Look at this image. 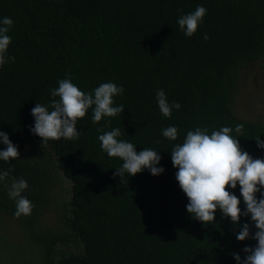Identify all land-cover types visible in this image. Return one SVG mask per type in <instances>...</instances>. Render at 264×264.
<instances>
[{
    "label": "trees",
    "instance_id": "trees-1",
    "mask_svg": "<svg viewBox=\"0 0 264 264\" xmlns=\"http://www.w3.org/2000/svg\"><path fill=\"white\" fill-rule=\"evenodd\" d=\"M197 6L207 12L187 37L177 20ZM5 17L14 21L5 58L15 61L0 66V131L19 158L0 160V172L12 169L0 181V224L14 225L21 241L0 236L3 264H237L232 253L243 260V248L257 243L236 239L244 223L255 233L250 215L238 225L219 209L214 222L194 219L170 153L189 130L230 127L244 151L264 158L255 141H264V95L250 85L264 68V0H0ZM69 76L85 93L104 82L122 86L113 106L124 112L94 123L90 108L77 139L43 142L30 131L31 109L49 106L51 90ZM158 89L181 105L170 118L158 108ZM169 126L176 140L162 135ZM113 128L137 153L158 151L164 172L114 178L123 162L102 150L97 131ZM12 178L28 183L29 215H14ZM228 190L245 211L239 185Z\"/></svg>",
    "mask_w": 264,
    "mask_h": 264
},
{
    "label": "clouds",
    "instance_id": "clouds-1",
    "mask_svg": "<svg viewBox=\"0 0 264 264\" xmlns=\"http://www.w3.org/2000/svg\"><path fill=\"white\" fill-rule=\"evenodd\" d=\"M207 9L203 6L178 18L177 23L187 37H191L198 29L199 23L205 16ZM14 21L5 17L0 21V66L8 61H15V57L5 58L11 37L8 32ZM204 40L209 37L204 35ZM124 89L113 82L99 84L91 92L85 93L80 90L71 80V77L58 81V87L51 90L53 98L49 106L36 103L31 109L34 117V126L30 131L48 140L77 139L81 133L77 132L78 119L84 118L87 111L92 109V121L100 122L103 117H114L124 112V106H113V97L122 95ZM58 98V99H57ZM156 102L161 114L170 118L172 110L180 109L179 102H168L163 89L156 92ZM51 109V110H50ZM98 136L100 146L109 157L122 160V165L116 168L115 176L122 178L123 183L127 177L135 176L144 169H148L153 176L164 172L163 167H157L162 157L158 151L143 148L137 153L136 145L119 140L121 131L113 128L103 131ZM243 125H236L235 132L242 134ZM232 128L222 127L208 134L207 128L197 127L189 130L184 141L176 144L170 155L173 166L177 169L175 179L180 189L186 195L188 204L187 212L203 224L215 221V213L220 210L222 217L230 218L234 225L240 223L241 216L251 217L255 226V233L251 234L249 223H244L240 228L236 239L245 241L253 239L255 246H245L244 259L238 253H232L237 264H264V158H253L244 151L239 140L233 138L230 133ZM162 135L170 140H176L178 129L169 126L162 130ZM259 149L264 150V141L255 139ZM0 143L6 148L0 150V160L9 162L10 158H19L18 147L12 143L7 133L0 131ZM12 169L0 172V181L10 176ZM128 183V180H127ZM239 185L240 195L246 205L242 212L240 199L228 188L236 189ZM28 188V183L23 178H12L8 195L16 205L15 217L31 214L34 207L31 201L23 195ZM257 193L260 197L257 198Z\"/></svg>",
    "mask_w": 264,
    "mask_h": 264
},
{
    "label": "rangeland",
    "instance_id": "rangeland-1",
    "mask_svg": "<svg viewBox=\"0 0 264 264\" xmlns=\"http://www.w3.org/2000/svg\"><path fill=\"white\" fill-rule=\"evenodd\" d=\"M255 75L257 77L256 83H251L250 85L256 92L260 93V95H264V68L257 67L255 70ZM245 96H246L245 94H243L241 96L242 101L240 103L241 104L240 109L247 111V109L249 110V108L247 107L246 100L243 99V98H245ZM14 230H15L14 225L8 226L6 223L0 224V236L4 237L6 239V242L14 241V238L17 237V233ZM16 239L21 241L18 237ZM0 253L4 254V252L2 250H0ZM5 255H6V259H9L8 252L5 253ZM3 263H5V259L1 258L0 264H3Z\"/></svg>",
    "mask_w": 264,
    "mask_h": 264
}]
</instances>
